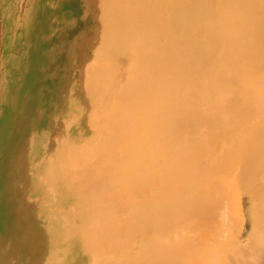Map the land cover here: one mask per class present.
Segmentation results:
<instances>
[{
  "label": "bare ground",
  "instance_id": "1",
  "mask_svg": "<svg viewBox=\"0 0 264 264\" xmlns=\"http://www.w3.org/2000/svg\"><path fill=\"white\" fill-rule=\"evenodd\" d=\"M25 8V22L40 23L38 40L19 53L53 47L52 61H68L3 177L21 198L20 222L38 228L21 240H41L20 264H48L70 247L76 264H122L131 254L133 264H174L198 245L180 247L193 235L211 245L225 231L238 254L264 248V0H29ZM53 14L48 39L43 20ZM26 54L15 80L26 99L0 100V108L23 103V116L43 87L32 85Z\"/></svg>",
  "mask_w": 264,
  "mask_h": 264
},
{
  "label": "rangeland",
  "instance_id": "2",
  "mask_svg": "<svg viewBox=\"0 0 264 264\" xmlns=\"http://www.w3.org/2000/svg\"><path fill=\"white\" fill-rule=\"evenodd\" d=\"M30 1L32 5L33 2H35L36 0H30ZM28 2L29 0H26V1L25 0H0V100L7 99V98H9L10 101L17 100L20 98L26 99L27 89L20 92L21 87H18V82L15 81V80H19L21 76L23 75L22 63H23V56L26 54V53L24 54L19 53L18 49L19 47L21 49V43L24 41L28 40L29 42H32L31 40H34L35 42H37L38 38L36 37L34 38L32 36V33H33L32 25L40 24L39 22H36L37 21L36 16L33 18L34 21L32 20L31 22V20H29V23L25 22V17H26L25 4ZM40 7L41 6H38V9H40ZM72 14H73L72 15L73 21L77 19L76 16L78 14L81 15L80 12L78 13L77 10H75ZM54 15L55 14H53L54 18L52 17L50 20L49 18H46V16L43 20V25L45 26L47 30L49 29V31L52 28V24L54 25L58 21L57 16L56 15L54 16ZM53 30H55L54 27L51 30L52 32L50 31L51 33L49 32L50 34L47 35L48 39L52 37ZM41 31H40V34H41ZM55 34H54V38L55 40H57L60 34H58V32ZM53 51H54L53 47H51V50H48L47 52H45V54H38L36 51H34L33 48L27 51L28 53L26 54V61L28 62V65L31 67L33 66V68L36 67L33 71V77L35 78V80L32 82V85L34 86L38 82H41L43 86L41 89V94H38L37 95L38 97L32 101L33 108L30 109L29 114L27 116H23L22 114L23 103H20V102L13 109L10 107L9 104L8 106L2 105L0 108L1 110L0 113L3 115V118H4V120H1V122L2 121L4 122L3 129L0 130V162L2 161L3 163L4 161V164L2 166L0 165V264H9V263L10 264H20L21 259L23 260L27 258H30L29 260H31L32 258L34 259L35 256H31L32 253H35V250L41 246V240L40 239L37 240V238L33 240L30 247H26L27 245H25L24 241L21 240L23 234L29 235V237L30 235H33V234L36 235L38 228L32 225L31 221L29 222L28 220H26L24 223L20 222L21 214L18 210L19 205L17 203L21 201L20 200L21 198H14L15 193H12L9 187L11 183L8 182V180H5V179L3 180V177L8 176V169H11L12 162L16 160V158H14L13 155L15 152L16 153L19 152L18 150L21 148L20 147L21 142H24L23 137L34 135L35 125L39 124V121H37V119L39 115L43 112V103L47 102L50 99L48 98V96L50 95V92L53 90V88L56 86L57 79L59 78V75L62 73L61 71H58L57 69L61 68L63 65L64 66L67 65L68 57H66V54L59 58L57 56V60L52 61L53 56H54ZM8 90L10 92V95L8 94ZM34 152L37 153L36 150H34ZM23 162H26L25 159L23 160ZM51 172L53 173V171ZM54 172L56 173V171ZM14 180L11 179V182H13ZM5 200H6V206L3 204ZM80 212L85 213V211H80ZM128 215L130 216L129 213ZM29 216L30 215L26 217L29 218ZM120 226H122L124 229H127L129 227V225L127 226L126 224L124 226V223L122 222H120ZM248 231H250V226H249ZM223 234L220 235L222 237L225 236L222 239L223 241L220 240V238L222 237H219L218 239H216V243L215 242L211 243V245L207 243L205 244V242L202 240L201 242H203V244L201 242L199 244L198 243L199 240L195 239L197 237L193 235L191 239L181 244L180 247L184 249L186 247V244L192 243L191 240H194L193 244L197 242L196 244L199 245V246L197 245L198 248H196L197 246L195 245L193 246L194 251L196 249L197 250L199 249L198 252H196L198 254H196L195 252H192V253H195L196 255L192 253L187 254L190 250L192 251L191 248H193V247L190 248V244H188L190 249L186 247L188 249L187 253L183 255L186 252V250H184V253L179 258H176L175 260H173L174 264H180L181 261L182 262L186 261V259L188 258H189L188 260L192 259L193 264H197V263L198 264H208V263L209 264L210 263L211 264L213 263L241 264V262L242 264H264V260H263L264 259V248L260 250H257L255 248L257 250L256 251L257 256H259L257 257L255 256L256 254L255 250L250 246L251 248L250 247L248 248L249 253H247V251L246 253L240 252L242 256L244 255L243 258L246 257L249 260L246 258L243 259L242 256L238 254V251L240 250L236 249V246L231 245L233 240L230 237V234L226 231ZM244 238H247V235H245ZM107 239H110L109 235ZM115 240L117 239L115 238ZM120 240H122V238L118 237L117 242H119ZM200 245L201 246L204 245V248L203 246L200 247ZM247 247H246V250H247ZM70 248L68 250L66 249L64 253L62 250L59 254H56L55 256H48L47 257L48 260L44 262L50 264L52 263V260H54V258L56 257L57 260L54 263L59 261V264H76L75 257L73 258V256H71ZM232 249L234 252L232 251ZM235 251H236V254L238 255V258L234 256L236 255ZM258 251L260 252L259 255H258L259 253ZM245 254L249 256L247 257ZM186 255H188V257ZM184 256H186V259L184 258ZM253 256H254V259H253ZM132 257H133L132 254L124 257V262H122V264H133ZM215 258L218 259L219 261L217 262ZM237 259L242 260V261L239 262ZM243 260L245 262H243ZM250 260H252L253 262L252 261H251L252 263L249 262ZM192 261H189V262L192 264ZM41 262L42 261L37 260L33 262V264H39ZM83 262H85L84 264H92L91 260L89 261L81 260L77 264H83ZM182 262L181 264H183ZM23 264H26V263H23Z\"/></svg>",
  "mask_w": 264,
  "mask_h": 264
}]
</instances>
